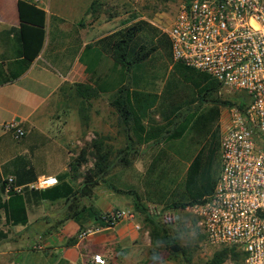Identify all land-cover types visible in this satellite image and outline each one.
Returning <instances> with one entry per match:
<instances>
[{"label": "crops", "instance_id": "obj_1", "mask_svg": "<svg viewBox=\"0 0 264 264\" xmlns=\"http://www.w3.org/2000/svg\"><path fill=\"white\" fill-rule=\"evenodd\" d=\"M109 2L0 0V32L19 31L21 56L29 62L19 77L0 84V184L7 178L14 182L40 176L57 179L68 171L71 149H77L74 145L80 144L83 134L75 129L80 121L78 108L73 106L69 113L63 91H73L68 83L94 80L78 58L93 57L95 52L97 58L108 57L97 42L143 19L113 15ZM12 57L9 47L0 42V71ZM110 67L98 82L107 81L99 91L107 100L115 81ZM9 123L24 131L21 140L14 141L4 129ZM80 181L76 179L75 184ZM101 185L92 190L89 200L80 201L85 211L73 217L68 216L63 200L49 202L35 196L25 197L24 225H10L6 210L1 209L0 264H85L91 255L101 256L105 264H155L149 259L147 233L135 220H120L104 228L88 211L89 206L101 214L130 208L129 197H117L108 182ZM6 199L1 193L0 201ZM85 229L97 231L79 240L77 233Z\"/></svg>", "mask_w": 264, "mask_h": 264}, {"label": "trees", "instance_id": "obj_2", "mask_svg": "<svg viewBox=\"0 0 264 264\" xmlns=\"http://www.w3.org/2000/svg\"><path fill=\"white\" fill-rule=\"evenodd\" d=\"M133 19H135L134 16L130 18V20ZM10 34H12L11 37H9ZM0 42L1 45L5 43L9 47L13 56L12 60H7L4 70L0 71V84H3L19 77L28 68L29 62L21 56L20 35L17 29L9 28L1 31ZM97 44L100 46L101 52H104L108 57L97 58L95 52L93 57L78 58V62L86 66L87 72L90 73L91 78L94 77V80L69 86L73 90L74 97L80 100L77 112L83 124L87 122L86 105L90 100L96 99L99 96V91L106 85L107 81L98 82L102 77V72L109 65L111 66L110 76L115 74V81L114 91L109 95L107 104L116 114L119 126L130 133L131 136L128 140L138 145L176 141L181 139L187 131H199L200 128L203 132H207L209 125L217 119V107L236 105L235 101L214 99L212 100L214 106L204 113L198 114L196 110L191 112L188 109L186 112H181L183 107L188 108L195 103L196 98L194 94L189 97L184 95L186 100L176 103L179 95L176 91L177 81L173 79H181L193 89L201 88L208 93L216 92L220 85L204 74L173 61L166 35L143 20L131 22L100 39ZM159 69L167 72L168 79L172 78L166 79L162 88L158 90V93H155L150 86H153L157 80L156 71ZM154 109L157 110L159 122L155 121L151 115ZM16 128L20 127L16 124ZM7 132L16 142L24 136L23 134L20 138L14 139L11 131ZM216 133L214 132L209 137L208 147H201L189 160L179 191L170 196L169 203L164 209L183 211L189 206L200 203L212 192L217 177L215 171L217 166L214 168L218 142ZM87 150L88 152L84 149L81 150L77 158L68 162V171L59 176L56 179L57 183L52 187L29 190L21 184L31 183L35 180L34 177L25 178L23 182L22 180L14 182L12 179L8 184L6 201H0V210L4 208L7 212L6 221L10 225L26 223L24 200L27 196H35L39 200L49 202L63 200L70 217L85 211L84 207H80V201L82 199L89 200L93 188L110 171L109 152L105 149L102 138L91 139ZM127 151L128 149L119 151L122 155L119 162H123L124 166L129 164L124 159ZM86 156L92 158V163L90 167L82 171L80 167L85 164ZM154 167L155 164L152 161L147 168V174L154 176V183H158L159 176L152 174ZM27 173L29 174V171ZM78 178L81 181L76 185L75 181ZM6 184L4 179L0 184V194L4 192ZM16 186H22L19 192L12 191ZM115 192L121 193L120 190H115ZM129 195L134 210L143 215L148 226L147 236L150 246L154 248L158 246L163 251H169V247L176 244L178 239L176 235H171L170 230L166 227L171 223L170 217L165 218L162 222L159 221L158 218L147 213L145 206L136 194L130 192ZM88 211L101 227L106 225L104 222L106 214L95 211L91 206ZM193 224H195L194 220ZM181 252L183 264H188L189 259L186 258L183 250ZM169 254L173 255L170 252ZM226 258L230 259L232 264H242V254L234 248H223L216 251L207 264H219Z\"/></svg>", "mask_w": 264, "mask_h": 264}, {"label": "built area", "instance_id": "obj_3", "mask_svg": "<svg viewBox=\"0 0 264 264\" xmlns=\"http://www.w3.org/2000/svg\"><path fill=\"white\" fill-rule=\"evenodd\" d=\"M164 34L173 61L236 95L218 137L212 192L184 211L209 248H234L242 264H264V0H181ZM4 129L14 139L24 134L15 123ZM11 181L6 179L4 194ZM56 183L53 176H40L26 187L42 190ZM133 218V211L115 209L104 216V228ZM93 231L81 230L77 238ZM85 264L105 260L91 255Z\"/></svg>", "mask_w": 264, "mask_h": 264}, {"label": "rangeland", "instance_id": "obj_4", "mask_svg": "<svg viewBox=\"0 0 264 264\" xmlns=\"http://www.w3.org/2000/svg\"><path fill=\"white\" fill-rule=\"evenodd\" d=\"M180 2L181 0H110L109 3L113 15L118 16L125 13L127 18L142 17L143 21H148L164 33L174 18ZM156 77L157 80L150 87L153 92L158 93V90L164 85V81L168 79V75L166 71L159 69L156 71ZM171 78L169 77L168 80ZM173 80L177 81L176 91L179 95L176 103L186 100L184 95L189 97L194 94L196 98L195 103L188 108L183 107L181 112H186L188 109L191 112L196 110L200 114L214 106L212 104L214 99L230 102L236 100L235 94L228 93L222 88L216 92L208 93L201 88L193 89L181 79L175 78ZM71 84L68 83V86ZM65 93L64 90V100L69 106L68 109L71 108L69 110L71 113L74 107H79V99L74 97L73 91H68L66 95ZM86 106V124L80 120L75 126L78 132H82L83 139L80 140L79 145H74L77 147L76 150L71 147L72 153L69 161L77 158L83 149L88 152L87 145L91 139L102 138L104 147L109 152L110 171L94 188L103 186L101 184L108 182V186L111 187L117 197L126 196L130 198V192L136 194L145 206L147 213L158 218L161 222L170 217L171 223L166 227L170 230L171 235L178 237L175 245L178 246V252L181 256H178L177 252L163 251L158 246L155 248L151 246L148 250L149 259H153L155 264H183L181 259V250H183L186 258L189 259L188 264H207L212 255L223 248L213 250L204 244L202 235L193 224V218L188 212L164 209V207L169 203L170 196L179 191L183 173L189 160L201 147H208L210 144L209 137L214 132H217L216 141H218L220 129L227 122L234 105L217 107V119L209 125L207 132H203L200 128L199 131H187L181 139L176 141L140 145L128 140L131 135L117 123L116 114L108 106L106 96L100 95L96 99L90 100ZM151 115L155 121L159 122L156 109L152 111ZM127 149V155L124 159L129 164L124 166L123 162H119L120 157H122L119 151H126ZM152 161L155 164L152 174L159 176L158 183H154V176L147 174V168ZM218 162V151H216L214 163V168L217 166L216 175L218 174ZM91 163L92 158L86 156V162L81 166L82 169L80 167V170L83 171L90 167ZM115 190H120L121 193H116ZM129 210L134 212L133 220L139 224L141 231L147 233L148 226L143 215L134 210L132 203ZM147 241L149 242L148 236ZM169 252L173 255H170ZM219 264H232V262L226 258Z\"/></svg>", "mask_w": 264, "mask_h": 264}, {"label": "water", "instance_id": "obj_5", "mask_svg": "<svg viewBox=\"0 0 264 264\" xmlns=\"http://www.w3.org/2000/svg\"><path fill=\"white\" fill-rule=\"evenodd\" d=\"M15 121L17 122L18 119L16 118ZM169 250H170L172 253H176V252H177L178 256H181V254L178 252V246H177V245H175V244H174V245H171V246L169 247Z\"/></svg>", "mask_w": 264, "mask_h": 264}]
</instances>
